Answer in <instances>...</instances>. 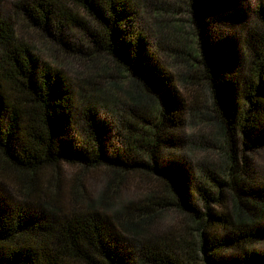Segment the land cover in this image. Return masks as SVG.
I'll use <instances>...</instances> for the list:
<instances>
[{"label":"trees","instance_id":"1","mask_svg":"<svg viewBox=\"0 0 264 264\" xmlns=\"http://www.w3.org/2000/svg\"><path fill=\"white\" fill-rule=\"evenodd\" d=\"M231 3L188 0L196 63L182 82L162 65L149 35L134 30L135 0H36L30 9L14 4L68 47L62 32L70 24L88 30L71 7L98 24L86 56L105 55L140 89L126 95L117 89L122 149L113 153L105 146L107 123L96 120L97 103L87 107L89 123L77 135L70 78L43 61L0 14V189L12 188L20 202L12 206L0 194V264H264V253L250 249L264 235V186L253 184L247 156L264 148V35L247 39L249 78L241 81L243 56L211 43L208 32L212 17L238 19L227 13ZM258 15L264 28L263 6ZM200 83L226 150L221 169L194 181L165 153L176 146L187 114L201 112L182 91ZM100 170L106 188L95 193L92 174ZM51 187L55 195L48 202ZM131 190L136 205L120 200ZM169 211L181 220L158 238L154 226ZM129 242L136 254L125 249Z\"/></svg>","mask_w":264,"mask_h":264},{"label":"rangeland","instance_id":"2","mask_svg":"<svg viewBox=\"0 0 264 264\" xmlns=\"http://www.w3.org/2000/svg\"><path fill=\"white\" fill-rule=\"evenodd\" d=\"M35 1L0 0V14L10 19L17 37L31 46L43 61L59 66L70 78L75 89L77 107L76 134L83 132L89 123L87 107L97 103L96 120H104L107 123L106 148L111 153L116 149H122L120 127L123 121H117L118 116L114 107L115 94H121L118 88L122 89L123 95L130 92L139 94L140 89L134 85L130 75L120 70L105 55L100 54L91 59L86 56V53L91 51L88 46L89 35L99 33V26L82 10L71 7L74 13H79L83 21L87 22L88 30L80 26L73 27L70 24V27L62 32L68 47L56 42L52 35L33 24L26 16V11L14 7V4L18 3L30 9ZM187 2L188 0H135L139 15L134 30L149 35L148 41L156 46L155 50L163 60L162 65L175 76L178 82H182V78L188 73H194L190 65L196 63V38L193 35L191 23L193 15L188 9ZM261 6L264 7V0H233V3L227 6V13L235 14L238 19L231 21L226 17H212L213 23L208 28L211 43L231 49L230 52L237 57L243 56L242 65L237 71L241 81L249 78V58L245 53L247 39L254 36L252 40H256L258 35H264L263 22L258 15ZM80 51L84 54L79 55ZM200 84L191 88V91H182L188 103L201 112L198 116L187 114L183 128L175 134L173 139L176 146H172L165 153L166 159L169 158L179 165L194 181H199L205 171L221 169L225 163L224 150H226L224 143L218 144L219 121L213 113L209 92ZM148 97L145 103L152 108L154 102ZM237 147L241 146L237 144ZM247 156L253 184L257 188L263 187L264 148L253 152L247 150ZM92 175L94 178L91 185L92 191L100 193L105 190L106 177L102 170ZM0 194L2 199L12 206L20 203L18 199L16 200L17 193L10 187L3 186ZM47 194L44 200L49 202L55 195L53 187L47 190ZM119 197L121 201H133L135 205L138 199L132 190L122 192ZM179 220L181 218L175 212H166L157 221L152 233L161 238L170 232L171 226ZM134 245L135 243L129 242L125 245V249L136 254ZM250 249L264 253V235H260ZM224 255L229 256L230 253Z\"/></svg>","mask_w":264,"mask_h":264}]
</instances>
